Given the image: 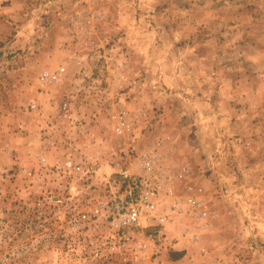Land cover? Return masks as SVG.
I'll return each instance as SVG.
<instances>
[{
  "label": "rangeland",
  "instance_id": "rangeland-1",
  "mask_svg": "<svg viewBox=\"0 0 264 264\" xmlns=\"http://www.w3.org/2000/svg\"><path fill=\"white\" fill-rule=\"evenodd\" d=\"M145 154L205 214L94 257L66 220ZM0 264H264V0H0Z\"/></svg>",
  "mask_w": 264,
  "mask_h": 264
},
{
  "label": "built area",
  "instance_id": "built-area-1",
  "mask_svg": "<svg viewBox=\"0 0 264 264\" xmlns=\"http://www.w3.org/2000/svg\"><path fill=\"white\" fill-rule=\"evenodd\" d=\"M60 71L45 69L42 82H55ZM141 173L121 170L120 185L110 195L90 208L70 212L66 220V234L88 240L93 245L94 257L104 248L110 251L130 240L138 230L152 225H163L166 220L182 212L185 205L198 207L205 214V204L194 196H178L172 188L173 173L154 154H145ZM63 202L62 198L57 199Z\"/></svg>",
  "mask_w": 264,
  "mask_h": 264
},
{
  "label": "trees",
  "instance_id": "trees-1",
  "mask_svg": "<svg viewBox=\"0 0 264 264\" xmlns=\"http://www.w3.org/2000/svg\"><path fill=\"white\" fill-rule=\"evenodd\" d=\"M182 254H183V252H174V257L175 258H179V257H181L182 256Z\"/></svg>",
  "mask_w": 264,
  "mask_h": 264
}]
</instances>
